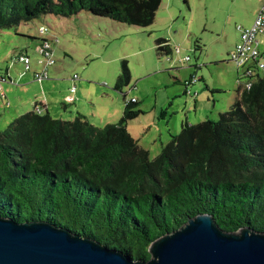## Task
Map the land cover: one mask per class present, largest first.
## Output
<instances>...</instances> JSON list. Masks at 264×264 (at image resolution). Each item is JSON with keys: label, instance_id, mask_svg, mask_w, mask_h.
<instances>
[{"label": "trees", "instance_id": "1", "mask_svg": "<svg viewBox=\"0 0 264 264\" xmlns=\"http://www.w3.org/2000/svg\"><path fill=\"white\" fill-rule=\"evenodd\" d=\"M161 1L0 0V29L81 11L147 27ZM155 46L158 55L173 53L167 38ZM130 81L123 60L114 87L125 108L117 123L31 111L0 131V215L49 221L146 260L156 238L201 213L226 231H264V74L250 89L240 85L217 121L185 123L153 159L127 128L142 112L138 102L126 103Z\"/></svg>", "mask_w": 264, "mask_h": 264}, {"label": "rangeland", "instance_id": "2", "mask_svg": "<svg viewBox=\"0 0 264 264\" xmlns=\"http://www.w3.org/2000/svg\"><path fill=\"white\" fill-rule=\"evenodd\" d=\"M263 4L264 0H162L153 24L147 27L119 23L95 16L88 11H81L70 18L44 14L15 28L0 29V71H5L8 66L13 70L24 69L23 63L17 59L20 53L28 54L31 68H40L37 62V46L40 39L47 36L53 40L58 39V42L52 43L55 64L50 69L58 70L66 78H72L76 73L78 77L87 80L84 83L89 85L88 89L101 86L105 88V92L110 90L114 93L116 91L112 83L117 80L123 60H127L131 81L124 87L123 92L127 94V99H138L140 109L147 111L145 115L141 114L140 118L132 121L144 137L140 138L139 132L135 131L133 135L138 144L148 150L152 133L155 131L148 132V129L139 127V121L157 118L158 115L151 108L165 101L167 103V97L178 86H183L184 82L178 81L176 85H166L170 74L175 72L179 79L184 80L191 71L188 65L194 62L201 65L204 72L216 73L217 68L226 72L235 68V64L229 61L228 54L224 52L237 37V28L250 26ZM42 28H47L48 33L42 35ZM159 37L168 40L175 37L176 40L171 43V59L157 54L155 40ZM196 42L202 46L203 52L194 50ZM176 46L180 48V54L175 53ZM260 49L264 60V38L260 39ZM198 55L200 58L196 61ZM187 56L190 61H184L183 57ZM215 58L219 61L211 62ZM168 63H172L171 67L176 65L181 69L179 72L169 69ZM158 66L161 69L165 66L167 68L155 70L151 74L146 72L147 68L153 71ZM137 75L139 79L136 78ZM197 85L204 88L200 82ZM133 86L135 89L130 91ZM231 91L221 95L223 99L218 103V108H224H220V113L228 111L234 103L236 89ZM116 94L124 103L123 95L119 92ZM191 96H194V93ZM228 97L231 98L227 103L224 99ZM88 102L95 103L92 99ZM190 119L192 125L206 120L194 112L191 113ZM209 119L217 121L218 112L212 114ZM95 121L97 125H103V122ZM4 127L0 122V131ZM172 133L171 136H174V132ZM155 134L157 141L148 150L151 159L160 153L161 143H166L167 137L164 133L161 140L158 133Z\"/></svg>", "mask_w": 264, "mask_h": 264}, {"label": "crops", "instance_id": "3", "mask_svg": "<svg viewBox=\"0 0 264 264\" xmlns=\"http://www.w3.org/2000/svg\"><path fill=\"white\" fill-rule=\"evenodd\" d=\"M236 34L237 37L234 42L230 44L224 52L225 54H228V57L230 52L239 42L240 33ZM175 40V37H171L169 40L170 44ZM197 43L198 42L194 44V50L201 52L202 46L200 44L197 46ZM174 51L175 53L180 54L179 47H174ZM184 58L185 57H183V59ZM199 58L200 57L198 55L196 57V61H198ZM216 58L212 59L213 61L211 60V62L217 63L219 60ZM169 59H171V57ZM190 60L191 59L188 61ZM168 65L170 66L169 69H173L175 71L178 70V72L179 69H181L176 65L171 67L172 63H168ZM218 66L221 67L220 65ZM51 67L52 66H50L48 70L49 78L44 80L42 83L38 82L34 78V72L39 70V67H32L29 70L18 68L13 70L8 66L5 71H0L1 85L3 89L0 94V97H2V101H0V122L3 126H5L4 128H6V126L18 116L34 111L36 105L41 108L42 113L49 112L53 117L64 120H73L79 114H82L88 121L96 126L101 125H97V121L95 120H98L100 123L103 122L102 126H104L107 123H117L121 119L125 108V101L122 103L121 99L117 96L116 93L119 91H117L114 87L115 82L112 83L113 89L116 91L114 93L108 89V91L105 92V88H102L101 86H96L94 89H88L89 85L84 83L87 80L78 77L76 73L72 76V78H66L62 76L58 70L50 69ZM188 67L191 71L189 76L184 80L179 79V77L175 75L176 73L170 70L173 73H169L170 78L165 84L168 86L176 85V81L180 83L184 82V84H182L183 86H178L176 90L167 97V103L165 101L164 103H161V105H154L151 108V110L154 111L158 117L146 121H139V127L144 130L148 129V132L152 130L155 131L152 133V138L149 143L150 147H148V150H150V148L154 146L153 144L157 141V138L155 137L157 134L155 133H158L161 140V136L164 135V133L167 135L166 143L163 141L161 143L162 149L164 144H167L171 140V134H173L172 132H174L175 135L178 134L185 123L192 125L190 119L191 113L194 112L199 117L201 116L208 120L211 118L212 114L215 112L220 114V108L221 110L224 108H218V103L223 99L221 96L223 93L232 92V89H236V94L238 96L237 91L239 88V82L237 67L230 68V73L229 71L225 72V70H222L221 68H217L216 73L215 71L204 72L201 65H198L196 62L189 64ZM156 68L157 69H154L153 71H150V69L147 68L146 72L151 74L155 70H164L167 67L165 66L161 69V67L158 66ZM194 75L199 77L197 83H202L204 88L198 86L197 83H193L189 87L190 92L188 93L185 82L190 80ZM136 78L139 79L140 77L137 75ZM73 88H75L74 92H72ZM131 89H135V86L130 88V91ZM193 93L194 96H191ZM67 96H72L73 100L67 101ZM231 97L224 100L228 103ZM91 99L95 103H89L88 100ZM138 101L139 100L137 99L135 102ZM146 113L147 111H142L140 115H145ZM140 115L137 118H140ZM132 121L127 124L129 132L133 137V131L139 132L140 138H143L144 135L142 131H140V129L133 124Z\"/></svg>", "mask_w": 264, "mask_h": 264}, {"label": "water", "instance_id": "4", "mask_svg": "<svg viewBox=\"0 0 264 264\" xmlns=\"http://www.w3.org/2000/svg\"><path fill=\"white\" fill-rule=\"evenodd\" d=\"M136 259L49 221L0 215V264H264V231H226L209 213L156 238Z\"/></svg>", "mask_w": 264, "mask_h": 264}, {"label": "built area", "instance_id": "5", "mask_svg": "<svg viewBox=\"0 0 264 264\" xmlns=\"http://www.w3.org/2000/svg\"><path fill=\"white\" fill-rule=\"evenodd\" d=\"M240 38L235 48L230 52L229 59L235 64L238 70V82L243 89L252 88L253 84L264 74V60L263 53L260 49V39L264 38V5L259 9L253 23L248 27H238ZM42 35L48 33L47 28L40 30ZM53 42H58V39H50L47 36L43 37L37 46V52L39 54L38 65L40 69L34 72V78L42 83L49 78V67L55 64L54 50L52 47ZM190 58L187 56L184 58L188 61ZM18 60L23 63L24 69L29 70L31 68V60L27 54L20 53ZM77 77V76H74ZM3 79V78H2ZM199 77L192 76L190 80L185 82L187 92L189 93V87L196 83ZM2 85L0 79V94L2 93ZM75 88L72 89V92ZM67 101H72V96L66 97ZM130 101H136L135 98L126 99V103ZM35 112L42 113L41 108L36 105Z\"/></svg>", "mask_w": 264, "mask_h": 264}]
</instances>
